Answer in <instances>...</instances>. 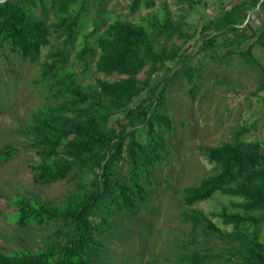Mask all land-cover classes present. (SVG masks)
I'll return each instance as SVG.
<instances>
[{
  "label": "rangeland",
  "instance_id": "rangeland-1",
  "mask_svg": "<svg viewBox=\"0 0 264 264\" xmlns=\"http://www.w3.org/2000/svg\"><path fill=\"white\" fill-rule=\"evenodd\" d=\"M153 6L131 9V0H76L62 15L72 19L78 16L71 42L64 43L61 31L52 34L50 45L41 49L38 61L30 63L7 46L0 47V149L16 148L7 160H0V252H34L49 244H63L72 228L70 224L51 223L15 226L6 216L11 212L6 202L17 195L32 196L57 206L71 196L78 183L93 180L88 167L75 166L66 179L46 185L35 184L29 164L38 161L25 134L32 125L33 116L43 107L58 103L51 81L39 80L41 65L51 46L62 45L65 62L63 73L73 76L82 90L96 86L98 80L112 81L116 75L104 76L95 71L98 50L95 41L116 20L143 26L156 52L177 49L181 59L167 62L151 79L159 84L162 95L154 99L142 94L133 99L144 110L155 109L168 118L170 130L162 133L165 140L163 159L150 168V175L142 177L147 199L137 203L132 212H117L102 235V249L97 264H191L193 255L213 257L196 264H241L232 253L239 246L236 236L225 237L212 233L203 220L193 221V211H200L224 234L233 232L217 217L224 211L239 213L260 220L257 226L245 225L241 232L251 243L264 250V210L246 212L239 208L243 199L215 193L209 199L193 205L184 203L187 188L197 186L203 179L214 176L217 168L203 152L222 144H257L264 155V91L260 90L264 66L253 58L246 62L234 50L222 47L226 38L219 35L214 46L217 54L206 46L212 29L202 31L214 16L235 4L236 0H151ZM46 11L37 1L25 3L27 11L51 27L59 16L43 0ZM243 1L240 2L243 4ZM248 8V7H247ZM249 9V8H248ZM166 19L177 32L153 29L147 23ZM234 41V40H233ZM88 53L80 58L81 50ZM143 73L138 77L143 78ZM131 105V106H132ZM142 117L136 112L125 116L124 111L112 116L104 130L115 137L121 126L133 131L145 142L141 128ZM157 129V128H155ZM127 183V164L121 162L113 172ZM257 230V239L251 233ZM60 232L59 235L54 232Z\"/></svg>",
  "mask_w": 264,
  "mask_h": 264
},
{
  "label": "trees",
  "instance_id": "trees-1",
  "mask_svg": "<svg viewBox=\"0 0 264 264\" xmlns=\"http://www.w3.org/2000/svg\"><path fill=\"white\" fill-rule=\"evenodd\" d=\"M35 1L46 11L43 0H5L0 3V47L7 46L11 53L30 63L38 61L41 49L50 45L52 34L61 31L66 36L64 43H68L78 26V16L62 17L76 0H49L50 8L59 16L58 23L51 27L27 11L25 3L34 5ZM142 1L145 8L153 6L151 0H131V9L140 7ZM247 10L246 2L235 3L202 27L203 32L214 31L206 42L211 53L217 54L214 44L219 35H232L224 40L222 47L234 44L239 47L242 42L255 37L248 48L230 53H236L246 62L252 60L253 45L264 47V29H249L245 22ZM147 26L161 32L178 31V27H173L166 19L147 23ZM95 48L99 53L95 71L117 78L98 80L94 88L84 91L76 85L71 74L62 72L63 46H51L41 65L39 80L51 81L58 103L40 109L25 132L38 158L29 164L35 184L46 185L66 179L75 166L88 167L94 175L93 180L78 183L75 192L57 206L22 194L6 202L11 209L6 216L17 227L60 222L70 224L72 230L63 244H49L34 252H0V264H97L103 246L102 235L113 216L117 212H132L137 203L147 199L142 177L147 178L150 168L163 159L165 140L162 133L170 130V122L154 108L144 110L140 102L134 105L132 102L147 93L154 99L159 98L163 91L159 84L152 86L153 75L167 62H178L181 57L175 48L156 52L143 26L120 20L113 21L96 39ZM86 53L88 48L84 47L80 58ZM141 73L143 78L138 77ZM262 75L260 90L264 91V73ZM123 111L125 116L136 112L142 117L145 142L139 141L134 132L127 131L124 126L115 137L106 133L104 127L109 119ZM16 152V148H1L0 160H7ZM203 152L205 158L215 164L217 173L186 189L183 199L186 205L203 202L219 193L243 199L239 204L243 211L264 210V155L257 144L238 140L235 144L204 148ZM123 161L127 164L126 184L113 173ZM193 216V221L203 220L212 233L236 236L240 244L232 256L241 264H264V250L252 244L241 232L247 224L257 226L258 218L224 211L211 215L219 218L224 226L232 227L233 232L224 234L202 212L193 211ZM251 236L257 239L256 229ZM211 257L210 254L193 255L189 261L196 264Z\"/></svg>",
  "mask_w": 264,
  "mask_h": 264
},
{
  "label": "crops",
  "instance_id": "crops-1",
  "mask_svg": "<svg viewBox=\"0 0 264 264\" xmlns=\"http://www.w3.org/2000/svg\"><path fill=\"white\" fill-rule=\"evenodd\" d=\"M240 3L242 0H236ZM246 2L247 7V15L245 18V22H248L249 29L251 30H261L264 29V0H243ZM255 40V37L248 39L242 43H246V47L252 44ZM251 52L253 53V58L258 59L262 65L264 66V47L255 44L251 48Z\"/></svg>",
  "mask_w": 264,
  "mask_h": 264
},
{
  "label": "water",
  "instance_id": "water-1",
  "mask_svg": "<svg viewBox=\"0 0 264 264\" xmlns=\"http://www.w3.org/2000/svg\"><path fill=\"white\" fill-rule=\"evenodd\" d=\"M3 1H5V0H0V3L3 2Z\"/></svg>",
  "mask_w": 264,
  "mask_h": 264
}]
</instances>
